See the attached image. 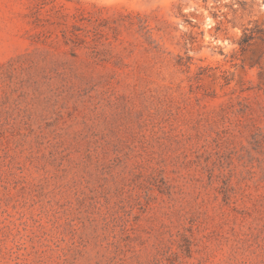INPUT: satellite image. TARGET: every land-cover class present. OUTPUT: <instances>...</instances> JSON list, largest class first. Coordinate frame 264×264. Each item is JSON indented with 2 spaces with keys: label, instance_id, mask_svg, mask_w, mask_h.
Here are the masks:
<instances>
[{
  "label": "rangeland",
  "instance_id": "1",
  "mask_svg": "<svg viewBox=\"0 0 264 264\" xmlns=\"http://www.w3.org/2000/svg\"><path fill=\"white\" fill-rule=\"evenodd\" d=\"M0 264H264V0H0Z\"/></svg>",
  "mask_w": 264,
  "mask_h": 264
},
{
  "label": "trees",
  "instance_id": "2",
  "mask_svg": "<svg viewBox=\"0 0 264 264\" xmlns=\"http://www.w3.org/2000/svg\"><path fill=\"white\" fill-rule=\"evenodd\" d=\"M251 40V37L248 36L246 33H243L241 40L239 41L238 45L240 46L241 49H244L245 46L249 44Z\"/></svg>",
  "mask_w": 264,
  "mask_h": 264
}]
</instances>
